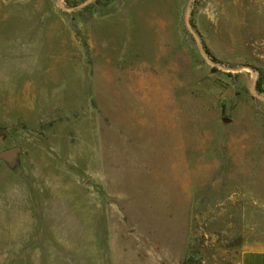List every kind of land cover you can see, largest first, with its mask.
I'll use <instances>...</instances> for the list:
<instances>
[{"label":"rangeland","instance_id":"374dc122","mask_svg":"<svg viewBox=\"0 0 264 264\" xmlns=\"http://www.w3.org/2000/svg\"><path fill=\"white\" fill-rule=\"evenodd\" d=\"M0 130V264H241L264 0H0Z\"/></svg>","mask_w":264,"mask_h":264},{"label":"crops","instance_id":"0c3cea01","mask_svg":"<svg viewBox=\"0 0 264 264\" xmlns=\"http://www.w3.org/2000/svg\"><path fill=\"white\" fill-rule=\"evenodd\" d=\"M241 264H264V249H253L246 251Z\"/></svg>","mask_w":264,"mask_h":264},{"label":"water","instance_id":"95a60500","mask_svg":"<svg viewBox=\"0 0 264 264\" xmlns=\"http://www.w3.org/2000/svg\"><path fill=\"white\" fill-rule=\"evenodd\" d=\"M0 135H4V131H3V130H0ZM12 153H14V151L6 152V153H5V156H6V155H9V154H12Z\"/></svg>","mask_w":264,"mask_h":264}]
</instances>
